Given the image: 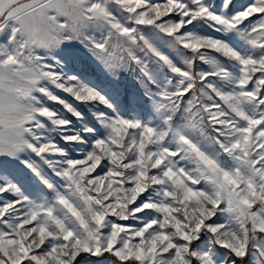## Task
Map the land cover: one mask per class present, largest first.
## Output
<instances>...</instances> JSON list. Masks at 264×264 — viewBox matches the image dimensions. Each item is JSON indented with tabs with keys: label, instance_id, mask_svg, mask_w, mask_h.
<instances>
[{
	"label": "rangeland",
	"instance_id": "rangeland-1",
	"mask_svg": "<svg viewBox=\"0 0 264 264\" xmlns=\"http://www.w3.org/2000/svg\"><path fill=\"white\" fill-rule=\"evenodd\" d=\"M0 264H264V0L9 5Z\"/></svg>",
	"mask_w": 264,
	"mask_h": 264
},
{
	"label": "water",
	"instance_id": "water-1",
	"mask_svg": "<svg viewBox=\"0 0 264 264\" xmlns=\"http://www.w3.org/2000/svg\"><path fill=\"white\" fill-rule=\"evenodd\" d=\"M18 0H0V15L6 10V8L12 3Z\"/></svg>",
	"mask_w": 264,
	"mask_h": 264
}]
</instances>
